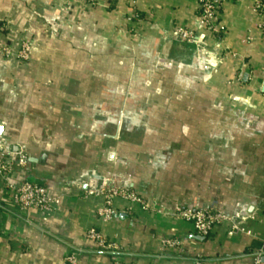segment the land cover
<instances>
[{
	"label": "crops",
	"instance_id": "1",
	"mask_svg": "<svg viewBox=\"0 0 264 264\" xmlns=\"http://www.w3.org/2000/svg\"><path fill=\"white\" fill-rule=\"evenodd\" d=\"M130 10L145 19L139 38L127 33ZM197 11L198 0H0L11 25L0 41L35 37L28 64L0 56V144L28 154L0 176V264H70L74 252L76 264H254L264 239L262 16L254 0L228 1L219 35L181 42L176 24L197 27ZM151 71L180 90L142 97ZM148 96L165 101L162 128L125 124L131 101ZM159 149L168 152L161 167L147 156ZM90 177L127 185L147 208L118 200L119 214L102 222ZM22 181L58 196L59 211L43 220L18 210L7 184ZM178 206L242 210L256 236L220 226L199 237L172 215ZM91 227L120 251L99 250ZM168 237L180 246L163 250Z\"/></svg>",
	"mask_w": 264,
	"mask_h": 264
},
{
	"label": "built area",
	"instance_id": "2",
	"mask_svg": "<svg viewBox=\"0 0 264 264\" xmlns=\"http://www.w3.org/2000/svg\"><path fill=\"white\" fill-rule=\"evenodd\" d=\"M82 1L86 4L95 5V0ZM228 1L236 0H198L197 27L191 28L181 23L176 24L175 32L177 38L181 42L194 43L198 39L205 40L211 35H219L221 33L219 21L222 9ZM254 5L255 10L262 16L260 29L264 38V0H254ZM126 19L133 34L135 32L140 34L141 25L143 20H145L141 13L137 10H130ZM133 24L136 27L133 28ZM2 28L0 26V31ZM0 52L7 56L12 54L10 48L5 45L0 47ZM18 56L22 59H28L29 46L24 45ZM27 161L28 154L24 147L21 146L14 149L11 146L0 144V176H5L7 173L12 172L16 164L26 165ZM7 186L11 193V199L18 210L28 213L37 212L43 220L50 219L61 207V199L52 195L45 187L39 184L22 181L17 184L8 182ZM87 193L103 198V204L98 208V215L102 222H110L119 214L115 205L118 200L141 203L143 208H147L144 200L127 185H109L105 179L100 180L96 177H90L87 182ZM128 209L132 211V207H128ZM172 215L191 222L195 233L203 237H211L213 232L220 226L225 227L230 237L237 235L256 236L246 224L251 217L242 210L227 213L216 211L211 207L191 208L178 206ZM86 237L95 242L101 251L113 254H117L120 251L119 246L97 227L89 228L86 231ZM179 246L180 241L177 238L168 237L162 241L163 250ZM79 255L80 252H74L68 255L66 260L70 264H76ZM115 264L120 263L116 261ZM195 264L205 263L197 259ZM254 264H264V239L262 240V246L254 254Z\"/></svg>",
	"mask_w": 264,
	"mask_h": 264
},
{
	"label": "rangeland",
	"instance_id": "3",
	"mask_svg": "<svg viewBox=\"0 0 264 264\" xmlns=\"http://www.w3.org/2000/svg\"><path fill=\"white\" fill-rule=\"evenodd\" d=\"M48 22V21H47ZM55 25L54 20L49 21V23L46 25V27L52 28L54 31L53 25ZM0 26H2V30L0 31V37L1 35H3L5 33V31H10L11 30V25L8 21H2L0 20ZM130 27V26H129ZM131 27L129 29H127V33L134 38H139L140 34L138 32H135L133 34V31L130 30ZM47 30V29H46ZM49 33L52 32L50 30H48ZM50 36V35H49ZM10 39V38H9ZM13 40V41H12ZM35 37L34 36H30V35H24V34H20V36L18 37H12L10 41L12 42H2L0 41V47L5 45L8 46L10 48V50L12 51V54L7 56L4 55L2 52H0V56L4 57L7 60H16L18 62L24 63V64H28L29 61L32 58V49L33 46L35 44ZM24 45H28L29 46V57L28 59H22L20 58L18 55H20L22 48ZM155 74H153V71H151L150 73H148L149 75V80L151 81L150 83L147 82L146 84L142 85V89H141V93H142V97H146V95H148V93H153V92H159L161 93L162 90L164 89H169L172 91H179L180 90V86L179 85H169L166 84L164 85L163 83L157 81V77L156 75L158 74L157 71L154 72ZM157 73V74H156ZM152 80H154V82H152ZM157 81V82H156ZM150 98V96H148ZM148 97L146 99H138L136 101H131L132 102V108L131 111L133 110V113H129L126 112L127 114L124 116V123L129 125L130 127H140L143 128L144 126H147L148 123L152 124L153 126H161L164 124V121L166 119V116L163 115V107L165 106V101L162 99H148ZM171 102V101H170ZM172 104H173V108H176L177 110L179 109V100H172ZM145 110H149V114H145L142 111ZM140 112V113H139ZM174 118L178 119V116H175ZM172 117L169 118L172 121H177L176 119H174ZM149 124V125H150ZM160 134L162 135L163 132H160ZM167 134V133H166ZM158 135V133H156V136ZM167 150L166 149H159L157 151H155L153 154L147 155V156H152L150 157V161L152 160L154 163H156L158 166H162L163 163L165 162V157L167 156Z\"/></svg>",
	"mask_w": 264,
	"mask_h": 264
},
{
	"label": "water",
	"instance_id": "4",
	"mask_svg": "<svg viewBox=\"0 0 264 264\" xmlns=\"http://www.w3.org/2000/svg\"><path fill=\"white\" fill-rule=\"evenodd\" d=\"M199 237H203V236L199 235ZM204 238H205V237H204Z\"/></svg>",
	"mask_w": 264,
	"mask_h": 264
}]
</instances>
